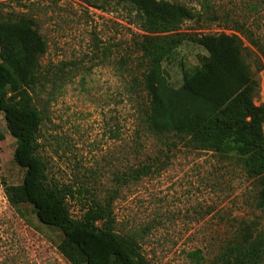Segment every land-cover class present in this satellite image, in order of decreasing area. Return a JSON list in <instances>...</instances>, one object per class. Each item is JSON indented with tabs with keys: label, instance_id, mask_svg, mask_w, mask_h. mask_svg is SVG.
<instances>
[{
	"label": "rangeland",
	"instance_id": "374dc122",
	"mask_svg": "<svg viewBox=\"0 0 264 264\" xmlns=\"http://www.w3.org/2000/svg\"><path fill=\"white\" fill-rule=\"evenodd\" d=\"M2 1L4 12L31 18L46 44L31 91L42 117L38 154L50 182L74 190L73 219L115 191V231L136 234L150 264H228L244 226L264 237L258 189L240 167L145 123L140 43L146 33L135 10L112 0ZM163 1L194 14L163 63L173 87L206 55L191 38L249 30L264 42V0ZM247 63L259 85L255 104L264 106V67ZM14 149L0 113V264H69L57 249L61 233L41 224L29 205L7 202L5 187L23 177ZM142 166L150 173L123 181Z\"/></svg>",
	"mask_w": 264,
	"mask_h": 264
},
{
	"label": "trees",
	"instance_id": "16d2710c",
	"mask_svg": "<svg viewBox=\"0 0 264 264\" xmlns=\"http://www.w3.org/2000/svg\"><path fill=\"white\" fill-rule=\"evenodd\" d=\"M94 2L101 0H92ZM136 11L146 33L140 43L145 69L141 85L147 97L144 120L157 135H172L186 148L216 153L251 178L257 189L256 207L264 211V106L254 98L259 85L250 71L264 67V42L249 30L240 35H202L191 42L206 55L201 63L183 71L179 87L165 76L168 60L182 39L176 33L194 14L186 7L163 0H112ZM0 0V113L15 140L14 163L23 171L20 185L5 187L10 206L29 205L37 220L58 230L57 246L69 264H150L136 234L115 231L113 201L116 192L92 200L73 219L68 200L74 190L52 184L47 166L38 154L40 111L31 91L38 84L39 59L46 44L25 15L4 12ZM150 173L142 166L123 181ZM228 264H264V237L249 226L240 232ZM198 252H196V255ZM231 257V256H230Z\"/></svg>",
	"mask_w": 264,
	"mask_h": 264
}]
</instances>
